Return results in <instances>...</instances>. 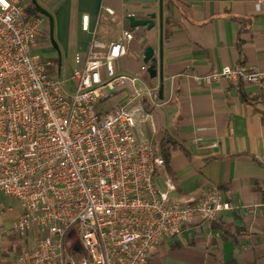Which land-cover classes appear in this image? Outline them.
<instances>
[{
  "label": "built area",
  "instance_id": "built-area-1",
  "mask_svg": "<svg viewBox=\"0 0 264 264\" xmlns=\"http://www.w3.org/2000/svg\"><path fill=\"white\" fill-rule=\"evenodd\" d=\"M26 7L0 0V191L19 205L15 228L40 232L28 264H146L186 224L233 208L217 187L200 198H173L169 176L164 188L157 183L164 158L141 126L163 102L159 86L142 78L147 64L119 71L126 44L93 34L85 52L74 54L70 86L59 62L33 53L42 38L50 43V32L46 17L27 15ZM102 10L113 17L111 7ZM87 22L84 14L83 29ZM220 77L259 84L264 66L226 65L201 79ZM111 96L124 100L99 108Z\"/></svg>",
  "mask_w": 264,
  "mask_h": 264
},
{
  "label": "crops",
  "instance_id": "crops-1",
  "mask_svg": "<svg viewBox=\"0 0 264 264\" xmlns=\"http://www.w3.org/2000/svg\"><path fill=\"white\" fill-rule=\"evenodd\" d=\"M36 1L53 19L50 25L46 18L45 27L57 47L42 38L39 46L45 49L65 53L72 42L74 52L83 54L93 34L103 42L122 41L127 54L117 68L133 73L144 63L145 49L153 48L156 76L142 72V78L161 88L163 105L141 129L155 152L169 154L157 183L164 188L169 176L176 185L173 198H200L217 187L233 203L216 220L186 224L178 236L160 241L146 264H264V102L246 99L260 84L201 79L226 65L264 66V1L163 0L161 28L159 0ZM103 6L114 10L113 17ZM129 15L154 26L131 27ZM125 31L132 33L130 41L123 38ZM123 100L114 97L111 108ZM20 212L0 191V264H28L40 237L35 226L15 228Z\"/></svg>",
  "mask_w": 264,
  "mask_h": 264
},
{
  "label": "rangeland",
  "instance_id": "rangeland-1",
  "mask_svg": "<svg viewBox=\"0 0 264 264\" xmlns=\"http://www.w3.org/2000/svg\"><path fill=\"white\" fill-rule=\"evenodd\" d=\"M30 2V0H25L26 5ZM43 46L40 44V46L38 45L34 50L33 53L38 54V55H43L44 58H53L56 60L60 61L61 64V68H60V75L63 79H66L67 82H69L71 79V75L73 73V71L75 70V68L78 66V64L75 62L74 59V51L75 49L73 48V44L72 42L69 44V48L68 50L64 53L62 51V48H59L60 51H57V49H45L43 48ZM73 83V82H72ZM71 86V83H68ZM111 101H113V98H110ZM111 101H108L107 99L103 100L99 106V108L106 110L109 108H111L112 106H110ZM104 107V108H103ZM112 109V108H111ZM12 198V197H11ZM156 249V248H155Z\"/></svg>",
  "mask_w": 264,
  "mask_h": 264
},
{
  "label": "water",
  "instance_id": "water-1",
  "mask_svg": "<svg viewBox=\"0 0 264 264\" xmlns=\"http://www.w3.org/2000/svg\"><path fill=\"white\" fill-rule=\"evenodd\" d=\"M33 4L37 5V1L36 0H30ZM162 1L163 0H159V17H160V28H161V17H162ZM38 6V5H37ZM39 8V7H38ZM40 9V13L42 15H44L46 18H48L49 20V23L50 25H52V16L46 11V10H42L41 8ZM152 17H155V15L153 14ZM128 20H129V24L131 27H134V26H138V25H141V26H146L148 29L152 28L154 26V22H152V20L150 19H137L135 18L133 15H129L128 17ZM161 33V32H160ZM162 39V38H161ZM49 40H50V43L54 46V47H57L56 43H55V40L53 39L52 37V32L50 31V36H49ZM162 44V40H160V45ZM153 53H154V50L151 46H148L145 51H144V57H143V61L145 64H147V72L148 74L151 76V77H155L156 76V69H155V65L152 63L153 60H154V57H153ZM161 50H160V65H161ZM162 76V73L160 71V78ZM159 95L161 97V88L159 87Z\"/></svg>",
  "mask_w": 264,
  "mask_h": 264
},
{
  "label": "trees",
  "instance_id": "trees-1",
  "mask_svg": "<svg viewBox=\"0 0 264 264\" xmlns=\"http://www.w3.org/2000/svg\"><path fill=\"white\" fill-rule=\"evenodd\" d=\"M40 13V9L38 8L37 5L33 4L31 1L27 4V7H26V14L27 15H33V14H38ZM41 14V13H40ZM50 59H53V58H50ZM56 60V59H54ZM260 84V91L256 94V95H253L252 97H247V101H250V102H264V79L261 80V82L259 83ZM262 117L264 119V113L262 114ZM169 154L167 152H163L162 153V156L164 158V166L163 168L164 169H167V162H168V156ZM162 169V168H161ZM157 172L158 170H156L154 172V175H157ZM226 264H234V261L231 260L229 262H227Z\"/></svg>",
  "mask_w": 264,
  "mask_h": 264
},
{
  "label": "flooded vegetation",
  "instance_id": "flooded-vegetation-1",
  "mask_svg": "<svg viewBox=\"0 0 264 264\" xmlns=\"http://www.w3.org/2000/svg\"><path fill=\"white\" fill-rule=\"evenodd\" d=\"M51 44V43H50Z\"/></svg>",
  "mask_w": 264,
  "mask_h": 264
}]
</instances>
